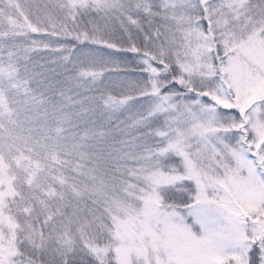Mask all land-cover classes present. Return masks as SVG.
I'll list each match as a JSON object with an SVG mask.
<instances>
[{
  "label": "snow or ice",
  "instance_id": "snow-or-ice-1",
  "mask_svg": "<svg viewBox=\"0 0 264 264\" xmlns=\"http://www.w3.org/2000/svg\"><path fill=\"white\" fill-rule=\"evenodd\" d=\"M0 264H264V0H0Z\"/></svg>",
  "mask_w": 264,
  "mask_h": 264
}]
</instances>
